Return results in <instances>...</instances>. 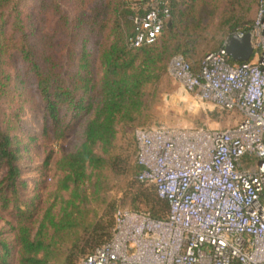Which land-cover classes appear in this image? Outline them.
<instances>
[{
    "label": "trees",
    "instance_id": "obj_1",
    "mask_svg": "<svg viewBox=\"0 0 264 264\" xmlns=\"http://www.w3.org/2000/svg\"><path fill=\"white\" fill-rule=\"evenodd\" d=\"M164 1L170 26L132 46L148 0H0V264H77L112 240L127 203L166 217L168 202L137 179L135 130L150 126L170 61L181 56L197 72L240 26L252 29L259 0ZM32 89L41 135L21 133ZM82 124L80 141L56 158ZM33 145L44 153L40 176L55 167L46 196L21 166Z\"/></svg>",
    "mask_w": 264,
    "mask_h": 264
},
{
    "label": "built area",
    "instance_id": "obj_2",
    "mask_svg": "<svg viewBox=\"0 0 264 264\" xmlns=\"http://www.w3.org/2000/svg\"><path fill=\"white\" fill-rule=\"evenodd\" d=\"M132 46L158 40L169 8L148 0ZM252 55L209 53L197 72L175 56L167 72L195 98L239 114L226 129L164 124L135 130L137 179L168 202L164 219L121 209L113 238L77 264H264V0L250 31Z\"/></svg>",
    "mask_w": 264,
    "mask_h": 264
},
{
    "label": "rangeland",
    "instance_id": "obj_3",
    "mask_svg": "<svg viewBox=\"0 0 264 264\" xmlns=\"http://www.w3.org/2000/svg\"><path fill=\"white\" fill-rule=\"evenodd\" d=\"M253 1L248 0V3ZM245 26H240L237 32ZM28 97L29 101L23 112L21 133L26 135L30 132L41 135L44 121L43 104L36 90L32 89L28 92ZM150 113L152 115L150 126L164 124L186 130L197 128L205 130L226 129L233 126L240 116L237 113L221 112L212 103L195 98L175 81L167 71L160 80L155 99L150 107ZM82 127L83 124L77 127V131H73L62 145L55 148L57 151L56 158L60 157L62 153L71 151L74 145L80 141ZM37 143L39 144L40 141ZM41 148L38 149L33 145L29 157L23 159L21 166L24 169V177L30 182L31 188L34 187V183H32L34 180L41 179L44 182L45 188L42 189V193L46 196L47 192L54 188L57 176L55 175L54 166L46 172L45 176H40L41 163L44 157ZM124 209H131V204L127 203ZM1 228L4 229L3 231L8 230V226L3 222H0Z\"/></svg>",
    "mask_w": 264,
    "mask_h": 264
},
{
    "label": "water",
    "instance_id": "obj_4",
    "mask_svg": "<svg viewBox=\"0 0 264 264\" xmlns=\"http://www.w3.org/2000/svg\"><path fill=\"white\" fill-rule=\"evenodd\" d=\"M170 22L167 23V27ZM225 52L237 62H247L251 59L252 55V34L245 33L243 36L233 34L224 44Z\"/></svg>",
    "mask_w": 264,
    "mask_h": 264
}]
</instances>
